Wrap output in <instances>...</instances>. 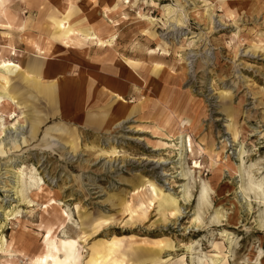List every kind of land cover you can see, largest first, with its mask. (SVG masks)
I'll list each match as a JSON object with an SVG mask.
<instances>
[{
    "label": "rangeland",
    "instance_id": "rangeland-1",
    "mask_svg": "<svg viewBox=\"0 0 264 264\" xmlns=\"http://www.w3.org/2000/svg\"><path fill=\"white\" fill-rule=\"evenodd\" d=\"M128 1L121 0L114 9L118 0H66L77 8L74 22L88 25L104 39L112 31L108 30L110 26L116 38L107 47L91 40L84 44L57 40L53 47L55 55L49 56L50 60H70L71 69L81 67L87 77L93 74L99 78L110 70L111 78H117L112 85L125 87L124 98L135 107L136 112L130 114L128 121L112 128L116 120L95 127L78 125L60 116L52 118L46 97L20 76L14 78L13 88L28 105V120H35L36 116L41 123L34 138L25 133L27 141L20 150L12 149L0 159V204L14 205L20 212L3 233L9 240L14 235L20 236L18 249L32 256L42 250L48 227L59 234L58 227L65 223L67 235L77 237L82 235L81 230L90 229L82 224L87 216L98 219L100 225L104 219L110 220V228H102L98 234L81 241L84 260L94 244L119 238L126 255L123 258L118 255L119 262L114 264H150L149 256L139 259L130 253L132 245L161 252L164 262L157 264H204L198 262V257L205 254L212 257L216 253L215 244L228 257L227 264H257L259 251L264 249V205L254 193L247 200L243 198L239 175L245 177L244 183L250 174L264 178V0ZM10 2L20 20L12 29L0 28V44L10 43L16 48L12 57L25 67L43 64L47 59L35 56L25 39L32 37L39 44L44 43L49 17L62 16L58 0H32V6L21 0ZM167 5L176 8L180 16L185 11V27L171 31L164 25L161 20ZM140 13L156 21L150 23ZM21 19L26 22L24 29L18 27ZM162 41L166 46L159 50ZM0 50L11 57L10 49ZM189 54H195L193 59L188 58ZM115 56L122 59L120 64L114 62ZM157 63L160 70L154 69ZM172 92L176 99L168 114L186 111L198 125L185 130L192 138L193 152L185 145L182 160L173 146L165 145L171 142L168 137L152 128L154 119L158 115L160 118L159 113L167 108L166 99ZM110 98V103L116 105L115 99ZM117 108L121 110L118 104ZM229 111L239 132L238 142L245 150L241 172L240 146L230 141L233 138L227 129ZM57 124L66 131L51 129L50 135L63 143L64 148L56 142L50 147L45 145L46 129ZM131 127L141 132L129 130ZM72 135L77 139L75 149L68 143ZM139 137L143 140H138ZM110 148H117L119 156L102 154ZM195 161L201 164L200 168L194 167ZM14 166L26 167L27 173L36 169L43 180L41 189L32 188L25 201L10 199L13 192H4L2 188L11 187ZM147 180L179 198L183 185L189 188L190 201L185 205L180 201L183 215L179 219L161 214L157 204L149 207L145 215L134 213L132 217V208L137 209L139 201L150 196L148 188L136 191ZM204 182L211 190L209 202L202 204ZM51 198L57 202L52 203ZM201 204L203 218L197 228L192 224L193 214ZM65 210L71 214V221ZM225 211L227 219L215 218L217 212ZM223 231L231 233L234 239L231 247L229 241H224ZM167 242L172 246L167 247ZM188 245H192V250L187 249ZM7 260L8 255H0L1 264ZM12 261L25 264L28 259L15 256ZM262 261L264 264V258Z\"/></svg>",
    "mask_w": 264,
    "mask_h": 264
},
{
    "label": "bare ground",
    "instance_id": "bare-ground-1",
    "mask_svg": "<svg viewBox=\"0 0 264 264\" xmlns=\"http://www.w3.org/2000/svg\"><path fill=\"white\" fill-rule=\"evenodd\" d=\"M11 0H0V28L12 29L17 26L18 18L17 11L12 8ZM25 2L27 5L32 6V0H21ZM121 0H118L114 4V9L120 4ZM127 2H129L127 0ZM69 3V4H68ZM67 4V5H66ZM58 12L62 15L61 17H57L56 15H51L49 17V22L46 23L45 28V40L43 44H39L32 37H27L25 39L26 44L31 49L32 53L41 58V59H49L51 55H55L53 47L54 42L57 40L64 42H77V44H84L91 40V42H95L96 45L100 47H107L111 45V43L116 38V33L109 26L108 30H112L107 34V39L102 38L95 29H91L88 25L82 26L79 22H74L72 19L74 15L78 12L77 8L73 3L67 2L66 0H58ZM165 14L164 18H162V22L164 25L167 24L168 28L171 31L178 30L179 28L185 27V22L187 21V15L185 11L183 13H176V8L171 5H167L164 7ZM141 14V13H140ZM144 18V20L148 19L150 23H154L156 21L152 16L140 15ZM165 19V20H164ZM20 29H24L26 27V22L21 19ZM86 21V19L84 20ZM5 35L10 36L9 32H3ZM150 35L156 38V34L151 32ZM195 37V36H192ZM191 38V37H189ZM164 41L160 43L158 49H163ZM10 49L11 57H6L3 55L2 50H0V159L7 157L9 152L12 149H18L27 141L25 137V133H29L31 138H34L37 133H39V128H37L38 124L41 123L40 117L35 116V120H28L29 116L27 111L29 110L28 105L24 104L19 98L18 92L15 88H13V80L15 77L20 76L23 81L29 86H32L39 95H42L48 99L51 103L59 104V107L62 108L64 104L62 102H67L68 96L71 95L80 85V82L72 83L70 80H67V73L64 68H61L62 77H60L56 81H48L43 74L42 66L40 63L33 65H27L26 67L21 63L15 60L12 56L16 55V48H14L10 43L0 44V49ZM153 51V50H152ZM195 54H189L188 58L193 59ZM114 62L120 64L122 59L119 56L113 57ZM127 62V61H126ZM129 65H132L133 62L128 61ZM190 69L192 68V61L188 62ZM191 65V66H190ZM161 66L158 63L155 65L154 69H161ZM192 72V71H191ZM97 80L91 79L90 82L87 83L86 95H95L98 93L96 89ZM105 87V86H104ZM109 90V94L113 97L118 105L121 107V114L116 119V122L112 125V128H117L122 125L123 122L128 121V117L136 112L134 110V106L128 105L127 100L124 98L123 92L121 89H107ZM16 91V93L14 92ZM175 92H172L171 95L166 99L167 108L162 110L160 118L157 116L153 121V130L158 134L165 135L167 140L171 142L165 143V145L173 146L174 150H177L179 153V160L183 158V150L185 145H188L190 151L193 152L192 148V138L185 133L186 128L195 129L198 125L195 122V118L192 114L183 111L179 112L178 110L174 111L175 115L168 114V110L172 107V102L176 99L174 95ZM149 101V100H148ZM151 102V100H150ZM163 107V106H162ZM174 108V107H173ZM35 111V109H33ZM161 111V110H160ZM39 114V113H38ZM131 114V115H130ZM228 114V123L227 129L228 132L232 135V142H236L240 147L238 148V155L242 159V155L245 153L244 146L242 143L238 142L239 132L233 123V119L231 117V111L227 112ZM131 118V117H130ZM132 128V127H131ZM54 131H66L65 127L62 125H54L53 127H48L46 129L45 134V145L50 147L51 144L59 143L63 148L64 144L58 140H55L50 135V130ZM134 130V132H141L140 129H136L135 127L129 130ZM165 137V138H166ZM140 138V137H139ZM138 140L142 141L143 138ZM133 138L132 140H134ZM172 141H175L172 143ZM72 149L77 147V139L76 136L72 135L71 141L68 142ZM22 144V145H21ZM20 150V149H18ZM117 148H110L108 150L102 151V154L112 156V158H116L119 156ZM220 152H217L216 155H219ZM162 163V160H159ZM1 165V161H0ZM242 164L239 165V172H241ZM195 168H200L201 164H198L197 161L194 163ZM164 170V169H163ZM164 175L166 171L164 170ZM13 180L10 188H7V185H3L4 192H13V194H9L10 199L18 198V200L25 201L28 199L27 193L32 190V188L41 189L42 178L38 176L37 170L32 169L29 173L26 172V167H16L14 166V172L12 173ZM2 174L0 175L1 178ZM240 184H239V192L242 194L245 200L251 198L250 194L254 193L255 198L264 205V178L258 179L253 174L248 175L247 182L244 183V176L240 173ZM244 177V178H243ZM8 178V177H7ZM143 188L149 189V197L147 200L141 199L136 208H132V217L135 215L134 213H139L145 215L148 208L158 205L159 211L164 216H167L169 219L176 218L179 219L181 215H183V206L180 205V201H184V205L189 203L191 197V191L186 185L182 187L181 198L173 195V193L165 191L160 188L153 181H145L137 187V193L142 191ZM211 187L207 185L205 182L202 185L200 203H208L209 202V191ZM113 197V196H110ZM2 200H0V203ZM52 203H56L57 201L54 198H51ZM199 203V204H200ZM11 204V203H10ZM202 204L199 205L196 212H194L193 223L195 227H199L202 222ZM131 206V202H129ZM248 207L251 209V202L248 203ZM19 210L16 209V206L10 205L9 207L5 206V204H0V255H8L9 260L5 262V264H17L12 261V258L15 256H24L28 259V262L25 264H114V262H119L118 255L120 257H125L126 253L121 248V240L119 238H112L110 240H106V242L96 243L91 247L90 254L87 260H84L81 241H86L88 237L92 235H96L100 232L102 228H106L110 226V220L104 219L103 225L99 224V220L94 217H86V221L82 224H86L90 229L81 230L80 236L73 237L68 236L66 233L67 226L65 223H62L58 227L57 234L56 230L53 227H48L46 229V235L42 241V250L36 251L32 256L27 255L20 249H18L17 243L21 239L20 236L14 235L11 237V240L7 238V236L3 233V229L10 222L13 221L17 215L19 214ZM66 218L72 220L71 214L68 211H64ZM165 217V218H167ZM227 212L225 211L223 214L217 212L215 218L216 219H227ZM110 228V227H109ZM62 233V235H61ZM221 235L225 238L224 241L230 242V247L234 241L231 237V233L228 231H223ZM158 240V239H153ZM168 243V242H167ZM29 249L31 247L30 243H27ZM172 244L169 242L167 247H171ZM192 245H188L187 249L192 250ZM215 254L208 258L207 255H203L198 257L199 263L206 264H227V256L225 253H222V250L219 244L214 245ZM130 253L139 259L145 258L147 256L150 264H157L164 262L161 257V252H154L151 250H147L142 247H136L132 245ZM264 258V249H260L257 264H263ZM113 260V262H109ZM210 262V263H209ZM1 264V263H0Z\"/></svg>",
    "mask_w": 264,
    "mask_h": 264
},
{
    "label": "crops",
    "instance_id": "crops-1",
    "mask_svg": "<svg viewBox=\"0 0 264 264\" xmlns=\"http://www.w3.org/2000/svg\"><path fill=\"white\" fill-rule=\"evenodd\" d=\"M50 59H47V61L41 64L43 74L48 81H56L62 77L61 68H64L67 73H70V75L67 74V80H70L72 83L80 82V86L68 96L67 102H62L64 104L62 108L59 107V104L51 103L46 98L47 103H49L48 108L51 113L53 112V114H49L53 116L52 118H58L60 116L62 119L74 121L78 125L85 124L95 127L109 125L119 118L118 116L121 114V110L119 108L116 109L117 104L110 103L111 95L107 89L120 88L124 97L126 96L127 90L122 85H112L117 78H111L110 70L104 72L105 74L102 73L99 78L94 77L93 74L87 77L81 67L78 70L71 69L72 64L70 60L64 58L61 60ZM91 79L97 80L96 89L98 93L87 96V83Z\"/></svg>",
    "mask_w": 264,
    "mask_h": 264
}]
</instances>
